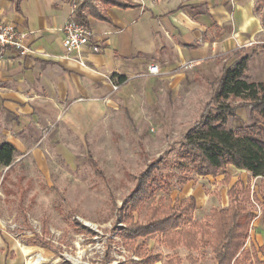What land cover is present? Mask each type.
I'll list each match as a JSON object with an SVG mask.
<instances>
[{"label": "crops", "instance_id": "crops-1", "mask_svg": "<svg viewBox=\"0 0 264 264\" xmlns=\"http://www.w3.org/2000/svg\"><path fill=\"white\" fill-rule=\"evenodd\" d=\"M83 1L0 0L2 20L28 32L26 43L33 50L24 56L6 50L0 61V144L8 142L15 148L12 163L0 166L3 172L21 165L19 170H40L47 179L46 155L61 152L66 130L85 121L88 114L99 115L137 95L148 104L164 99L169 105L184 89L209 84V76L219 75L236 56H248L245 75L249 79L264 81V4L258 5L260 0H117L134 4L130 7L92 0L106 18L91 15L86 7L81 13L98 50L85 45L78 53L66 54L63 26L71 15L80 19ZM249 41L253 44L247 45ZM151 64L158 66V73L148 71ZM119 75L123 79L115 82ZM112 83L118 85L116 90ZM226 167L253 177L244 169ZM220 173L198 177L215 178ZM14 176L13 170L11 181ZM237 180L230 184V175L224 178L228 189ZM188 196L195 198L197 206L196 196ZM81 226L91 233L98 231L85 221ZM117 236L121 244L126 243L118 231ZM161 244L168 250L163 256L140 253L136 246L128 264H144L154 255L159 258L151 264H165V256L173 251ZM7 248L1 230L0 264L15 262L6 261ZM63 262L72 264L67 258L54 264Z\"/></svg>", "mask_w": 264, "mask_h": 264}, {"label": "rangeland", "instance_id": "rangeland-1", "mask_svg": "<svg viewBox=\"0 0 264 264\" xmlns=\"http://www.w3.org/2000/svg\"><path fill=\"white\" fill-rule=\"evenodd\" d=\"M216 76L217 73L209 76L210 81ZM211 82L184 89L179 99L169 105L164 99L148 104L137 95L127 103L107 107L99 115L88 114L85 121L66 130L61 152L46 155L47 179L40 170L21 171L18 165L13 169L15 180L11 181L13 170L3 172L0 167V231L8 247L6 261L11 263L14 259V264H25L30 256L40 252L45 258L40 264H54L59 258H67L72 264H115L118 260V264H128L136 246L140 253L163 256L168 250L162 247L157 234L139 238L133 244H121L117 236L121 221L116 212L134 188L135 178L150 162L159 163L158 159L160 171L173 186L169 193L157 191L145 201L137 213L138 219L160 196L183 201L193 194L197 198L194 220L204 221L211 209L229 204L226 175L231 177L230 184L242 180L257 197H264L262 177L254 178L231 167L224 168L215 178L198 177L187 167H178L177 151L185 132L203 109L214 108L213 102L205 105L215 92L216 83ZM248 122L247 109L242 108L229 119L227 127L235 129ZM249 202L255 203L251 198ZM255 205L257 218L251 223L248 249L264 244L261 206ZM82 221L96 225L98 231L79 230ZM175 252L182 257L186 254L182 247ZM195 254V264H213L210 248ZM183 264L189 263L184 260Z\"/></svg>", "mask_w": 264, "mask_h": 264}, {"label": "trees", "instance_id": "trees-1", "mask_svg": "<svg viewBox=\"0 0 264 264\" xmlns=\"http://www.w3.org/2000/svg\"><path fill=\"white\" fill-rule=\"evenodd\" d=\"M100 1L106 5L134 6L117 0ZM261 4L264 0L258 2ZM84 7L91 15L106 18L92 0H84L78 10L84 24L81 13ZM247 60L246 54L236 56L232 62L223 65L220 74L211 82L216 83L215 92L205 105L213 102L214 108L203 109L185 132L177 151L178 167H187L197 176H216L227 165H232L250 172L255 178H264V81L251 80L245 75ZM121 79L123 76L119 75L115 82ZM241 108L248 109L249 122L235 129L228 128L229 119L236 117ZM14 155L12 144H0V166L10 165ZM158 160L159 163L150 162L135 178L134 188L123 199L119 211L123 225L118 229L123 241L133 244L138 238L157 234L160 242L173 251L165 256V264H183L184 260L195 264V252L207 248H210L213 264H241L245 261L264 264V245L245 247L252 230L251 222L256 217V205L249 199L261 206L264 228V197L260 199L255 193L251 194L249 185L240 180L227 190L228 206L211 209L204 221L194 220L196 201L193 196L183 201L160 196L148 207L144 217L138 219L137 213L145 201L153 198L157 191L169 193L172 189V181L162 174ZM78 229L88 231L85 227ZM179 247L185 249L184 257L175 252ZM158 258V255L149 256L144 264H151Z\"/></svg>", "mask_w": 264, "mask_h": 264}, {"label": "built area", "instance_id": "built-area-1", "mask_svg": "<svg viewBox=\"0 0 264 264\" xmlns=\"http://www.w3.org/2000/svg\"><path fill=\"white\" fill-rule=\"evenodd\" d=\"M64 37L62 45L66 54L78 53L80 49L85 45H91L94 51L98 50V45L93 41V33L88 26H86L80 19L73 17L72 15L66 20L64 26ZM28 32L22 31L14 25L2 20L0 13V61L5 59L6 50H13L18 55L24 56L33 52V50L27 45L26 37ZM253 42L249 41L247 45H252ZM148 71L152 74L158 73V66L151 64L148 67ZM118 85L112 83V89L116 90ZM10 227H15L10 225ZM37 253L30 256L29 259L35 257ZM42 258V257H41ZM40 261L37 264H40ZM27 264V262L25 263Z\"/></svg>", "mask_w": 264, "mask_h": 264}, {"label": "bare ground", "instance_id": "bare-ground-1", "mask_svg": "<svg viewBox=\"0 0 264 264\" xmlns=\"http://www.w3.org/2000/svg\"><path fill=\"white\" fill-rule=\"evenodd\" d=\"M41 257L43 256H41L40 254H37L35 257H32L31 259H29L27 261V264H37L40 261V259H42Z\"/></svg>", "mask_w": 264, "mask_h": 264}]
</instances>
